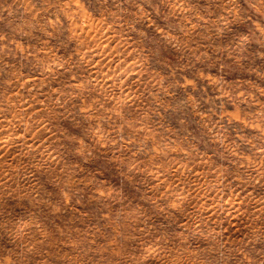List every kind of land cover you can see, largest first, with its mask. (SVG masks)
<instances>
[{
    "label": "rangeland",
    "instance_id": "374dc122",
    "mask_svg": "<svg viewBox=\"0 0 264 264\" xmlns=\"http://www.w3.org/2000/svg\"><path fill=\"white\" fill-rule=\"evenodd\" d=\"M0 264H264V0H0Z\"/></svg>",
    "mask_w": 264,
    "mask_h": 264
}]
</instances>
